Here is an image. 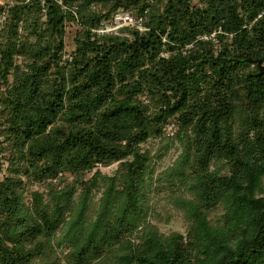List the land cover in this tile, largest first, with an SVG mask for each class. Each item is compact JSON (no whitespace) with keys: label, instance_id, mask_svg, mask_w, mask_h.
<instances>
[{"label":"trees","instance_id":"obj_1","mask_svg":"<svg viewBox=\"0 0 264 264\" xmlns=\"http://www.w3.org/2000/svg\"><path fill=\"white\" fill-rule=\"evenodd\" d=\"M13 1L0 264H264V0ZM122 11L145 30L96 32ZM175 116L181 152L148 180L142 144ZM164 200L185 233L160 229Z\"/></svg>","mask_w":264,"mask_h":264},{"label":"rangeland","instance_id":"obj_2","mask_svg":"<svg viewBox=\"0 0 264 264\" xmlns=\"http://www.w3.org/2000/svg\"><path fill=\"white\" fill-rule=\"evenodd\" d=\"M6 1L7 0H0L1 5L4 4ZM194 3L196 4L199 3V0H194ZM76 29H77L76 26L68 27V31H69L67 35V42H68L67 50L68 51L66 52V54L70 53L73 49V44H74L73 34H74V31H76ZM141 30H145V28L142 26ZM106 34L124 36L126 33L122 31V28H121L117 32L106 33ZM143 97L147 103H152L150 98H148L147 96H143ZM178 131H179V124L175 116L169 119L167 124L164 126V132L160 138L150 139L146 143L142 144L143 149L145 151H148L151 155L150 156L151 158V166H150L151 170L150 171L151 172L147 175L148 180L152 179V181H154L155 177L160 171L171 166L175 162V160L178 158L181 152V145L177 139H174ZM2 157H3V153L0 154V161L3 164V175L5 174L8 175L9 174V170L7 169L8 163ZM99 167H102L106 173L113 174L118 167V163H115L111 166H106V167L101 165ZM88 175H91V173H89ZM157 209L162 217H161V222L159 221H156V222L159 224L160 229L164 233L169 234L173 231H181L182 233H185L186 224L183 220L182 214L172 204L164 200L158 205ZM219 214H222L221 210H219L217 214L214 216L217 217ZM169 218L171 220L167 222V219Z\"/></svg>","mask_w":264,"mask_h":264},{"label":"built area","instance_id":"obj_3","mask_svg":"<svg viewBox=\"0 0 264 264\" xmlns=\"http://www.w3.org/2000/svg\"><path fill=\"white\" fill-rule=\"evenodd\" d=\"M15 4V1L9 0L6 1L3 4V10L0 14V22L4 23L7 16L9 9ZM264 13V11H263ZM142 18H137L135 14L131 11H122L118 12L115 14L110 20L107 22L101 24V26L96 29V32L100 34H106V33H112V32H117L121 28L125 26H137L140 29H142ZM216 33H213L211 37L215 36ZM203 39L208 38L207 36L201 37ZM69 59L72 60V55L71 53H67L64 56V60ZM100 165V164H99Z\"/></svg>","mask_w":264,"mask_h":264},{"label":"water","instance_id":"obj_4","mask_svg":"<svg viewBox=\"0 0 264 264\" xmlns=\"http://www.w3.org/2000/svg\"><path fill=\"white\" fill-rule=\"evenodd\" d=\"M253 61H255L259 66L260 71L258 75H262L264 73V65L262 64V61L261 60H253Z\"/></svg>","mask_w":264,"mask_h":264}]
</instances>
